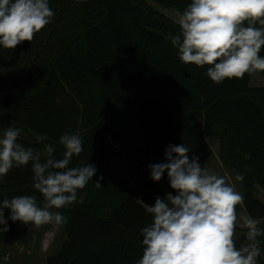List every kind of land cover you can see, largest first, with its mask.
Wrapping results in <instances>:
<instances>
[{
  "label": "trees",
  "instance_id": "1",
  "mask_svg": "<svg viewBox=\"0 0 264 264\" xmlns=\"http://www.w3.org/2000/svg\"><path fill=\"white\" fill-rule=\"evenodd\" d=\"M150 1L178 12L190 3L49 0L54 17L32 42L0 45V128H20L18 142L25 147L43 152L52 145L57 159L65 151L59 138L78 134L83 151L69 167L96 168L76 201L58 209L67 219L66 240L46 264H136L141 231L152 222L146 207L175 194L167 173L155 182L149 168L166 162L169 145L184 144L189 158L204 166L213 157L207 139L218 140L225 168L245 176V212L264 220V201L256 195L264 192V88L252 87L247 74L216 84L205 75L207 67L182 63L166 39L179 26ZM123 150L135 164L138 191L110 174ZM33 175L29 162L0 177V201L35 195L42 206ZM4 215L8 231H0V247L26 225L8 219V209ZM237 233L241 248L246 236ZM258 239L257 264H264V237Z\"/></svg>",
  "mask_w": 264,
  "mask_h": 264
},
{
  "label": "clouds",
  "instance_id": "2",
  "mask_svg": "<svg viewBox=\"0 0 264 264\" xmlns=\"http://www.w3.org/2000/svg\"><path fill=\"white\" fill-rule=\"evenodd\" d=\"M49 0H0V45L15 49L32 42L53 19ZM178 34L166 39L178 49L184 64L207 67L205 75L216 84L225 79H242L246 74L264 72V0H190L175 21ZM21 129L9 126L0 133V177L14 166L31 162L33 188L43 197L42 206L35 195L16 196L0 201V231L7 232L4 210L13 222L32 224L67 223L59 211L77 199L96 173L94 165L69 167L74 156L83 151L78 134H63L59 144L65 151L54 156V147L43 152L18 142ZM41 135L39 141L45 140ZM184 144L169 145L164 163L150 164L151 179L159 182L164 173L175 194L157 197L147 206L152 222L141 231L142 256L136 264H257L261 256L264 220L237 211L244 196L235 185L189 158ZM245 178L236 173L235 181ZM96 186L101 184L96 181ZM237 229L247 243L236 246Z\"/></svg>",
  "mask_w": 264,
  "mask_h": 264
},
{
  "label": "rangeland",
  "instance_id": "3",
  "mask_svg": "<svg viewBox=\"0 0 264 264\" xmlns=\"http://www.w3.org/2000/svg\"><path fill=\"white\" fill-rule=\"evenodd\" d=\"M149 3L155 10L163 14L168 19L172 20L174 23H176L175 21L177 19V13H178L176 9L163 6L153 1H150ZM250 85L252 87H264V76H262L260 73L253 74ZM4 129L6 128L1 127L0 133H2ZM207 141L213 150V157L209 161V163H207L202 167H206L211 172L216 173L220 176H224L226 179H229V181L235 185L236 190L239 191L244 196L245 193L240 185V182L235 181V177L225 168V166L221 161L219 141L211 137L208 138ZM110 174L116 180L125 183L129 186H132L136 191L139 190V182L135 174V164L130 160L126 150L121 151L116 156L114 162L111 165ZM256 195L261 198L262 192L258 191ZM52 211H58V210L53 209ZM237 211L241 214L245 213L243 204L238 206ZM31 235L32 237L29 238L30 245H28L27 247H29V249L33 248V251L30 254L33 256L30 257V259L26 260V256H28L27 254L29 249L26 247L24 250L20 251L17 250V246H16L14 247L15 255H12L11 257L12 260L20 264H28V263L45 264V257L48 258L49 256H54L60 251L62 245L61 241L64 240L66 232L62 224L61 225L46 224L39 227L33 225V227L31 228ZM47 241L48 243L52 242V246L50 247V250L48 249L47 252L43 253L42 245L43 242H47ZM35 242L36 244L33 245V243ZM40 252H42V254Z\"/></svg>",
  "mask_w": 264,
  "mask_h": 264
},
{
  "label": "crops",
  "instance_id": "4",
  "mask_svg": "<svg viewBox=\"0 0 264 264\" xmlns=\"http://www.w3.org/2000/svg\"><path fill=\"white\" fill-rule=\"evenodd\" d=\"M259 88H264V87H259ZM32 227H33L32 224H27L19 232H17L12 238H10L5 244H3L0 247V264H20L16 261L12 260V258H11L12 255H15V252H14L15 248L14 247L17 246V250L22 251L28 245H30V239L29 238L32 237V235H31V228ZM48 238H49V235H48ZM54 239H55V237H54ZM65 240H66V235L64 237V240L61 241L62 244ZM35 244H36V242L33 243V245H35ZM51 246H52V242H49V243H48V241L43 242L42 252L43 253L47 252L48 249L50 250ZM27 248L29 249V247H27ZM32 251H33V248L29 249L28 254H27L28 256H26V260L30 259V257L33 256V255H30L32 253ZM42 252H40V253L42 254ZM49 257H51V256H49ZM48 258L45 257V264H46ZM28 264H30V263H28Z\"/></svg>",
  "mask_w": 264,
  "mask_h": 264
},
{
  "label": "water",
  "instance_id": "5",
  "mask_svg": "<svg viewBox=\"0 0 264 264\" xmlns=\"http://www.w3.org/2000/svg\"><path fill=\"white\" fill-rule=\"evenodd\" d=\"M261 199L264 201V192H262V197H261Z\"/></svg>",
  "mask_w": 264,
  "mask_h": 264
}]
</instances>
